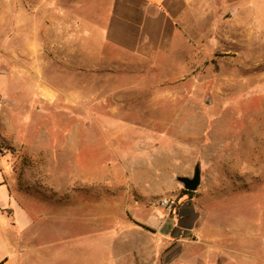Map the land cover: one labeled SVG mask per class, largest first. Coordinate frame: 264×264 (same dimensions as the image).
Masks as SVG:
<instances>
[{
	"label": "rangeland",
	"instance_id": "374dc122",
	"mask_svg": "<svg viewBox=\"0 0 264 264\" xmlns=\"http://www.w3.org/2000/svg\"><path fill=\"white\" fill-rule=\"evenodd\" d=\"M115 2L0 0V264L13 234L24 264H39V250L46 264H109L103 243L86 242L152 209L176 218L194 195L198 211L228 206L245 167L264 184V0L185 8L159 43L91 42L99 9ZM193 118L205 128L188 132ZM198 163L190 195L178 177Z\"/></svg>",
	"mask_w": 264,
	"mask_h": 264
},
{
	"label": "crops",
	"instance_id": "0c3cea01",
	"mask_svg": "<svg viewBox=\"0 0 264 264\" xmlns=\"http://www.w3.org/2000/svg\"><path fill=\"white\" fill-rule=\"evenodd\" d=\"M115 1L112 6L99 9L93 24L95 30L88 35L91 42L129 47L159 43L167 38L165 29L170 26L167 17H175L185 8L197 13L254 10L252 0ZM197 19L204 20L198 16ZM203 123L204 118H193L187 121L185 129L195 133L199 128H205ZM196 126L199 127L195 130ZM189 139L188 136L182 137L185 143ZM259 139L262 140V137ZM199 149L203 151V147ZM167 155L163 148L156 149L154 162L158 166L167 165ZM252 177L253 169L245 167L240 177L235 178L232 185L240 190L231 193L228 206L216 205L213 209L198 211L191 203L195 200L194 195L184 199L189 208L186 207L176 218L175 213L167 209H152L141 217H134V227L129 223L128 228L113 229L112 233L108 230L101 234L100 239L93 238L86 243L91 242L98 248L103 243L105 253L114 256L109 259V264H223L221 260L224 256L234 259L229 264H254L255 256H264V211L254 207L257 202L264 204V184L254 186ZM163 182L173 185L172 177ZM2 188L0 186V203L9 200ZM254 188L259 189L257 196L254 195ZM161 212L163 214H159ZM11 236L7 244L9 259L2 264H24V259H20L23 253L15 246L14 234ZM39 255V264L50 261V251L39 250ZM261 264H264V259Z\"/></svg>",
	"mask_w": 264,
	"mask_h": 264
},
{
	"label": "water",
	"instance_id": "95a60500",
	"mask_svg": "<svg viewBox=\"0 0 264 264\" xmlns=\"http://www.w3.org/2000/svg\"><path fill=\"white\" fill-rule=\"evenodd\" d=\"M178 181L183 184L187 191L196 192L199 190L202 181V169L200 163L195 166L193 176H179Z\"/></svg>",
	"mask_w": 264,
	"mask_h": 264
},
{
	"label": "built area",
	"instance_id": "2783aa9c",
	"mask_svg": "<svg viewBox=\"0 0 264 264\" xmlns=\"http://www.w3.org/2000/svg\"><path fill=\"white\" fill-rule=\"evenodd\" d=\"M173 204L174 203H172L171 201H169V200H164L163 201V206H165V207H167V208H172V206H173Z\"/></svg>",
	"mask_w": 264,
	"mask_h": 264
},
{
	"label": "bare ground",
	"instance_id": "6f19581e",
	"mask_svg": "<svg viewBox=\"0 0 264 264\" xmlns=\"http://www.w3.org/2000/svg\"><path fill=\"white\" fill-rule=\"evenodd\" d=\"M216 121H217V120H216ZM196 125H197V123H196ZM199 125H200V124H199ZM203 125H204V123H203ZM198 127H199V126H196L195 130L198 129ZM190 128H191V127H190ZM199 129H201V128H199ZM199 129H198V132H199ZM191 130H192V129H191ZM209 134H210V133H209ZM212 137H213V136H212ZM218 138H219V137H218ZM216 139H217V138H216ZM219 139H220V138H219ZM183 140H184V138H183ZM215 142H216V141H215ZM216 143H217V142H216ZM167 159H168V158H167ZM160 160H161V158L159 159L158 162H160ZM162 161H163V160H162ZM162 161H161V162H162ZM166 163H167V162H166ZM157 165H158V164H157Z\"/></svg>",
	"mask_w": 264,
	"mask_h": 264
},
{
	"label": "trees",
	"instance_id": "16d2710c",
	"mask_svg": "<svg viewBox=\"0 0 264 264\" xmlns=\"http://www.w3.org/2000/svg\"><path fill=\"white\" fill-rule=\"evenodd\" d=\"M185 192L187 193V194H190V195H192L194 192H192V191H187V190H185Z\"/></svg>",
	"mask_w": 264,
	"mask_h": 264
}]
</instances>
